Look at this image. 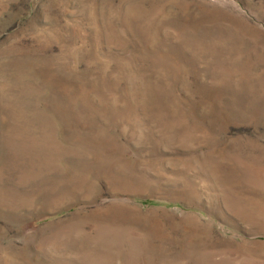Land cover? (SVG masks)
Here are the masks:
<instances>
[{
	"label": "rangeland",
	"instance_id": "rangeland-1",
	"mask_svg": "<svg viewBox=\"0 0 264 264\" xmlns=\"http://www.w3.org/2000/svg\"><path fill=\"white\" fill-rule=\"evenodd\" d=\"M0 264H264V0H0Z\"/></svg>",
	"mask_w": 264,
	"mask_h": 264
}]
</instances>
